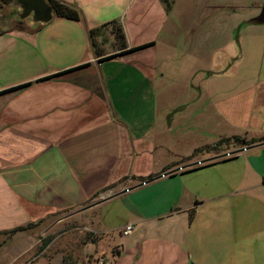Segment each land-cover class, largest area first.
<instances>
[{
    "label": "crops",
    "instance_id": "crops-1",
    "mask_svg": "<svg viewBox=\"0 0 264 264\" xmlns=\"http://www.w3.org/2000/svg\"><path fill=\"white\" fill-rule=\"evenodd\" d=\"M56 1L74 8L79 20L54 17L36 31L23 24L0 34V264H17L36 248L39 254L46 252L53 238L39 236L53 234L55 224L71 219L81 224L87 215L93 218L96 209L115 201L125 204L123 222L115 229L120 233L132 225L133 231L120 235L129 239L121 248L113 247L112 263L122 262L126 250L134 249V261L127 264H191L199 251L197 234L208 235L205 228L193 229V225L202 222V208L212 199L196 194L192 204L182 191L173 189L178 178L217 162L203 160L205 165L199 168L195 163L182 168L164 164L156 175L144 166L154 150L166 146L168 138L166 132L152 134L156 114L153 82L158 74L147 55L155 53L168 23L164 4L161 0ZM218 1L188 2L191 27L196 28L194 43L200 41L206 48L214 46L213 34L199 38L198 28L206 24L210 32L216 27L223 35L220 15L212 12L232 8ZM172 2L175 10L177 0ZM203 9L207 14L198 19ZM258 17H235L232 21L238 34L247 33L234 41L238 52L241 57L251 48L258 52L263 61L260 70L251 71L233 86L225 81L230 75L227 70L225 78L216 83L211 72L207 81L194 82L199 96L193 102L201 100L221 121L222 129L228 130L223 143L240 140L235 144L241 150L233 159L244 161V165L236 182L244 192L254 189L258 193L253 200L258 204L251 201L259 209L254 220L264 221V140L247 145L264 139V23L257 22ZM116 28L123 35L124 49L115 39ZM93 31H97L94 47L89 36ZM70 70L74 72L58 76ZM237 72L238 68L234 78ZM193 75L198 77L196 72ZM204 117L200 122L212 121ZM162 129L166 130L165 124ZM157 137L165 138V144H157ZM213 151L206 147L199 155L209 156ZM150 177L153 179L146 183ZM103 193L108 195L101 201L82 207ZM182 198L185 204L179 206ZM247 201H239L238 208ZM57 214L61 217L55 224L45 225ZM177 215L183 217L174 222V228L161 227L165 218L167 225V220ZM81 226L73 230L94 234L93 224L85 221ZM229 231L223 233L227 236ZM69 232L62 228L59 233ZM255 234L252 250L264 258V227ZM241 235L246 236L245 232ZM48 239L51 242L40 250ZM99 242L94 239L86 245ZM234 242L227 239L224 251L234 250ZM206 253L200 254L204 264Z\"/></svg>",
    "mask_w": 264,
    "mask_h": 264
},
{
    "label": "rangeland",
    "instance_id": "rangeland-1",
    "mask_svg": "<svg viewBox=\"0 0 264 264\" xmlns=\"http://www.w3.org/2000/svg\"><path fill=\"white\" fill-rule=\"evenodd\" d=\"M188 2L189 0H177L175 10L174 6H171L167 13L168 23L165 24V31L159 36L160 45L155 53L147 54L151 57L153 65L157 67L158 74V78L153 82L156 114L152 124V134L166 132L168 138L166 146L158 147L144 162L145 171L153 172V175H156L162 171L161 168L164 164H175L174 168H182L191 163L193 165L195 163L197 167L205 165L203 160L211 159L212 163L216 161L217 163L213 166L178 178L174 186L176 188L173 189L177 193L182 191L183 196H188V201L192 204L196 202V194L202 198L212 199L202 208L201 214L204 216H199L202 222L199 220L193 225V229L194 227L205 228L208 235L197 234L199 251L194 254L195 259L191 261V264H204L200 259V254L204 251L207 252V264H225V262L230 264H264V258L252 250L257 240L253 237L256 235L255 231L264 227L263 219L254 220V217L256 219L259 216V209L251 204L254 197H258V193L254 189L244 192L242 185L236 182L240 179V169L243 168L244 161L233 158L238 155L237 152L241 149L231 139H229V143H221L228 130L222 129L221 121L216 118V115H213L214 113L206 104L201 105V100L193 102L199 96V91L196 89L198 83L194 82L197 79L207 81L211 72L214 73L213 80L216 83L219 81L218 79L225 78L223 74L227 70V74L230 75L225 81L233 86L240 83L242 78H247L251 71L260 70L259 66L263 61L258 52L251 48L243 57L238 52L234 41L237 36L247 37V33L238 34L237 24L232 20L260 16L264 10V0H219L218 3H224L225 7V4H231L228 6L237 8L233 10L229 7V11L220 8L212 12L213 15H220L218 20L222 21L223 35L218 33L221 29H216V27L213 28V33L210 32V28L206 24H204L206 27L198 28L197 37L199 38L206 34L208 37L209 34H213L214 46L210 47L208 44L207 48L200 41L194 43L193 37H195L196 28L191 27L193 21L190 18L191 5ZM206 14L207 12L203 9L199 13L198 19L201 15L206 16ZM15 26L16 22L10 16V11L5 7L2 8L0 10V31L12 29ZM236 68H238L239 75L235 78L238 82L234 81L235 78L232 76L236 74L234 73ZM195 72L198 77L194 79L193 73ZM204 82L203 84H205ZM182 105L183 107H181ZM202 116H205L204 119L212 121L209 123L200 122ZM194 122L199 123V126ZM164 124L166 130L162 129ZM169 124L172 126L167 129ZM228 135L230 132L227 133ZM156 140L157 144L166 142L165 138L157 137ZM206 147L214 151L209 156L202 157L199 153ZM196 157H199L200 161H197ZM166 194L168 193L166 192ZM107 195L108 193H103L82 207L101 201ZM174 195L177 197L176 194ZM243 199H248L247 204L240 205L238 208V202ZM175 202L176 200L173 201V207L177 208ZM184 204L182 198L179 206ZM124 212L125 204L120 201L109 202L96 209L95 216L92 218V214L87 215L85 220L87 224H93L94 234L89 235H85L86 232L83 230H73L85 225V221L80 220L81 224H79L78 219H76L77 221L71 219L65 222L66 224L57 225L55 223L61 217L57 214L45 224L47 226L51 223L55 224L53 234L46 233L44 237L39 236V239H47L48 236L53 238V242L46 252L39 254L36 248L17 264H97L101 257L107 258V260L105 258L106 264H114L112 263L113 247L121 248L129 239L121 237L119 231L116 230L118 225L120 227L123 222ZM181 217L183 216L177 215L168 219L169 227L164 225L165 218L161 227L174 228V222ZM187 223L188 221H186V225ZM153 226H157V223H154ZM62 228H67L70 232L61 236L59 232ZM226 229H229V232L235 231V234L231 235L228 232L226 236L223 233ZM242 232H245L246 236H242ZM92 239H100V242L86 245L93 241ZM227 239H230V242L235 241L232 244L234 250L230 247V251H224L227 249L225 246ZM96 252L98 253L96 254ZM135 253L134 249L130 251L127 249L122 262L118 264L132 263Z\"/></svg>",
    "mask_w": 264,
    "mask_h": 264
},
{
    "label": "water",
    "instance_id": "water-1",
    "mask_svg": "<svg viewBox=\"0 0 264 264\" xmlns=\"http://www.w3.org/2000/svg\"><path fill=\"white\" fill-rule=\"evenodd\" d=\"M5 8L16 23L22 22L29 31L38 30L55 17L54 10L46 0H11ZM256 21L264 23V10Z\"/></svg>",
    "mask_w": 264,
    "mask_h": 264
},
{
    "label": "trees",
    "instance_id": "trees-1",
    "mask_svg": "<svg viewBox=\"0 0 264 264\" xmlns=\"http://www.w3.org/2000/svg\"><path fill=\"white\" fill-rule=\"evenodd\" d=\"M48 2V4L52 7V9L54 10V13H55V17L56 18H59V19H65V20H70V21H78L79 18H80V15L79 13L72 7L70 6H67L65 4H62L56 0H46ZM162 3L164 4L165 6V10L166 12L168 13L171 9V6L173 4L172 0H161ZM11 2V0H0V10L4 7H6L9 3ZM23 23L22 22H17L16 23V26H22ZM111 26L114 28L115 26V23H111ZM96 32L97 31H93L90 33V39H91V42L93 44V47L95 46L94 45V36L96 35ZM3 32L0 31V34H2ZM114 36H115V39L117 40V42H119V48L120 49H124V46L122 44V41H123V35L121 34V31L119 28H116L115 29V32H114ZM142 48H139V49H134V50H130L129 52H134V51H137V50H140ZM123 54V53H122ZM116 56V55H115ZM114 56L112 57H109V58H113ZM71 72H74V70H70V71H66V72H63L61 74H59L58 76H62V75H65V74H69ZM10 91H13V90H10ZM10 91H7V92H10ZM264 139H261V140H258V141H250L247 145H252L254 143H259L261 141H263ZM230 140H224V142H229ZM232 141L236 142V143H239L240 140L238 138H234L232 139ZM223 143V142H221ZM199 168V167H197ZM153 177H150V178H147L146 180L149 181V180H152ZM145 180V181H146ZM141 181H144V180H141ZM102 192H105V191H102ZM51 242V239H48L46 241L43 242V247L40 248L43 249L46 245H48L49 243Z\"/></svg>",
    "mask_w": 264,
    "mask_h": 264
},
{
    "label": "built area",
    "instance_id": "built-area-1",
    "mask_svg": "<svg viewBox=\"0 0 264 264\" xmlns=\"http://www.w3.org/2000/svg\"><path fill=\"white\" fill-rule=\"evenodd\" d=\"M132 231H133V226L132 225H128V226H126L125 228H123L120 231V235L128 236L129 234H131ZM97 264H106L105 258H102V257L99 258L98 261H97Z\"/></svg>",
    "mask_w": 264,
    "mask_h": 264
}]
</instances>
